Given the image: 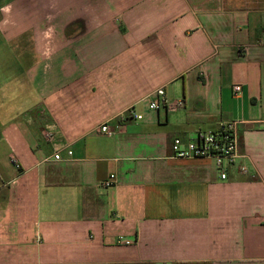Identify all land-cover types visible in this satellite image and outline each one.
I'll use <instances>...</instances> for the list:
<instances>
[{"label":"crops","instance_id":"crops-1","mask_svg":"<svg viewBox=\"0 0 264 264\" xmlns=\"http://www.w3.org/2000/svg\"><path fill=\"white\" fill-rule=\"evenodd\" d=\"M1 12V45L31 59L2 76L26 78L28 94L1 111L0 264H264V0ZM160 88L185 106L151 110ZM230 121L240 157L226 180L212 159L174 156V139Z\"/></svg>","mask_w":264,"mask_h":264},{"label":"built area","instance_id":"built-area-1","mask_svg":"<svg viewBox=\"0 0 264 264\" xmlns=\"http://www.w3.org/2000/svg\"><path fill=\"white\" fill-rule=\"evenodd\" d=\"M242 93V85L236 84L233 87L234 97L238 98ZM185 106L184 101H179L175 106L170 105L167 98V93L164 88L158 89L152 99L150 100L149 107L151 110L158 111L161 108L175 109L183 108ZM128 116L132 119L140 121L143 119V115L138 114L134 108L129 109ZM239 121H230L223 123L217 129L200 133L196 139H191L187 142L182 141L179 138L174 139L172 143V150L174 156L179 159H194V158H206L212 159L218 171V174L222 180H226L230 169L237 166L239 159V135L238 127ZM100 132L112 136L114 130L109 125H103L100 127ZM46 137L53 141L54 133L46 132ZM71 155L72 153L69 152ZM55 159L60 160L59 153L55 154ZM19 167L18 164H16ZM242 173H246V167L242 166ZM115 183V175H111L108 180L103 183L104 187H112ZM119 243L122 245L130 246L133 241L120 237Z\"/></svg>","mask_w":264,"mask_h":264},{"label":"rangeland","instance_id":"rangeland-1","mask_svg":"<svg viewBox=\"0 0 264 264\" xmlns=\"http://www.w3.org/2000/svg\"><path fill=\"white\" fill-rule=\"evenodd\" d=\"M10 0H0V7L7 4ZM7 15H9L8 11L6 12ZM4 12L0 13V22L3 20V18L6 15ZM1 27V25H0ZM24 46H19L15 47L13 46L12 48H6L1 45L0 42V119H1V111L2 107L4 104H10L11 107H16L19 104L17 103L20 97H23L27 95V89L25 88L27 85L24 84L26 78H19V79H14V78H4L2 76L4 74V71L6 69L13 70L17 64V59L21 58L23 61L25 58L31 59L28 56L24 55ZM26 62V61H25ZM27 64V62H26ZM16 83V86H15ZM20 86L23 87L25 94H23V91ZM18 89V92H20L22 95H17L13 93ZM16 96V97H15ZM20 96V97H19ZM29 101V100H28Z\"/></svg>","mask_w":264,"mask_h":264}]
</instances>
